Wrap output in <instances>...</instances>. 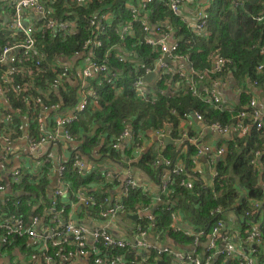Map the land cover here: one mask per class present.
<instances>
[{
	"label": "trees",
	"instance_id": "trees-1",
	"mask_svg": "<svg viewBox=\"0 0 264 264\" xmlns=\"http://www.w3.org/2000/svg\"><path fill=\"white\" fill-rule=\"evenodd\" d=\"M202 1H199L201 6ZM143 2V0H89L87 6L74 8L68 0H58L53 11L48 9V16L58 22L68 20L70 17L75 23V28L78 24L77 33L73 37L53 36L44 29L43 22H36L34 37L37 41L39 65H35L36 58L30 57L31 54L25 53L22 49L12 53L16 60L26 61L9 65L15 69L10 76L9 89L15 88V93L10 92L6 95V103L3 99L5 107L0 109V118L9 115L11 121L8 124L0 122V136L8 135L9 131L14 137L25 132L33 140L39 139L42 133L37 115L41 105L61 103L62 115L73 111L74 121L68 126L73 137L71 144H75L72 155L80 154L81 158L93 162L84 173L72 170L66 163L65 180L73 192L87 191L97 204H101L108 197V190L119 185L107 180L106 173L109 169L100 170V164L111 162L120 166L121 170L140 169L159 187V190L156 195L147 189L121 194V202L128 218L132 217L129 214L135 215L138 210L154 206L152 222L142 220L139 223L161 241H166L175 248L185 249L192 246L194 236H186L181 231L175 232L176 221L172 219V214L180 218L178 223L188 222L194 231L193 234L202 231L207 235L222 218L223 223L230 222L227 217L230 213L233 218L231 220L236 218V223L240 226L239 237L242 244L248 245L249 249L255 248L257 251L255 258L257 257L260 264H264V126L258 130L252 128L250 134L247 133L243 137L236 134L223 137V143L220 145L225 146V152L211 164L214 175H211L207 183L196 180L197 174L192 173L194 164L191 161L185 163L186 171L183 175L175 176L167 172L171 167L162 164L155 166V162L160 159L173 162L178 156L177 152L173 147H166L165 151L152 148L144 153L142 144L149 138L147 132L163 130L171 139L177 140L179 124L184 120L183 114H200L205 126H209L212 123L234 124L238 112H220L193 97L178 76L173 77L171 82L180 84L179 89L173 94L167 93V86L171 84L170 77L165 76H161L154 85L148 87L145 98L138 97L133 89L134 82L144 73L141 65L151 66L160 59V51L144 43L145 34L139 25L141 19H145L149 26H161L163 31H166V27H171L178 43L177 54L187 58L195 71H205L210 68L212 60L222 58L229 61L223 75L230 71L234 79L241 84L246 80L251 82L256 80L259 88L264 87V74L256 73L257 64L264 61V53L260 54L257 49H251L252 46H264V22L258 23L253 20L261 13L264 0H207L208 7L204 8L203 16L206 18L208 36L204 40L191 34L186 24L172 14L168 0H153L145 8H141ZM213 4L218 5L215 11L212 8ZM132 9L139 13L137 22L133 24V34L120 41L114 29L118 25L132 21ZM6 12V6L0 2V57L5 47L15 48L17 43L25 41L22 34H15L10 25L5 24ZM93 17L105 18L106 23L103 32H95V35L101 36L102 46L98 49L93 48L91 55L100 63H105L110 71L115 72L117 79L114 85L107 84L100 77L87 79L86 88L95 89V99L86 94L84 109L78 111L77 107L83 96L78 84L81 80L76 67L84 60V56H76V52L83 53V41L90 38L92 32L86 22ZM108 50L110 53L106 55ZM119 52L122 56L129 53L126 57L133 61L117 62L116 54ZM61 57L70 61L69 77L70 80L77 82L63 81L65 85L55 90L52 81L61 72ZM7 68L8 65L0 64V92L3 89L2 72ZM23 69H27L28 74L23 73ZM248 97L249 95L245 93L241 95L237 111L247 109L242 104L248 105L250 100ZM31 99L40 102V105L28 108L26 102ZM48 119L53 123V116ZM94 126H98V129L91 135ZM20 127L23 128L22 131L19 130ZM125 130L131 131V136L129 140L126 138L119 142L118 138ZM117 143L118 146L115 148L114 145ZM256 152H260L261 155L255 157ZM190 154L193 157L196 155L194 147H190ZM252 160L255 161L254 164L251 163ZM50 170L51 166L44 165L37 172L23 175L17 187L19 194L23 192V195L18 194L16 199H13L15 202L19 201L18 211L10 207V213L18 212V215L25 216V212L29 210L28 203L35 214L36 211L37 214H42L49 207ZM164 178H168L169 183L166 191L161 192L160 184ZM183 180L190 181L192 189L183 188L180 185ZM242 189L245 190L246 196L239 203ZM257 203L258 210H250L251 206ZM37 204L40 206L38 210ZM216 208L220 209L219 213H214ZM88 210L93 215L98 212L96 207H90ZM245 212L250 215L245 217ZM126 220L132 225L138 223L137 220L135 223ZM255 230L261 233L259 244L246 239L249 232ZM206 239L207 236H204L201 241ZM217 244L222 243L218 241ZM11 250V248L7 250V255L13 262ZM154 257L155 255H151L149 264L156 263ZM207 257L212 259V254H207ZM226 261L223 256L212 259L215 264H226ZM228 264L240 262L230 259Z\"/></svg>",
	"mask_w": 264,
	"mask_h": 264
},
{
	"label": "built area",
	"instance_id": "built-area-1",
	"mask_svg": "<svg viewBox=\"0 0 264 264\" xmlns=\"http://www.w3.org/2000/svg\"><path fill=\"white\" fill-rule=\"evenodd\" d=\"M57 1L0 0L7 8L5 16L8 19L10 29L15 34L20 33L25 37V41L23 43H17L15 48L5 47L2 51L0 64L8 65V68L2 72L1 78L3 89L0 94L4 98L10 92L15 93V88L9 89L10 76L15 69L9 65L21 64L26 61L16 60L12 54L14 51L22 49L25 53H30V57L37 59L35 60V65H39L37 41L34 37V32L37 28L36 22H43L44 29L49 31L53 36L73 37L77 33L78 24L75 28V23L70 17H68V20L58 22L48 16L47 10L50 9L53 11ZM143 1L141 8H145L153 0ZM191 1L198 3L200 0ZM68 3L73 5L74 8H82L88 5L89 0H68ZM168 5L172 14L186 24L191 34L200 40L207 38L206 18L204 16L195 25H190L181 14L182 2L180 0H168ZM138 15V11L132 9L131 16L133 22H137ZM253 20L258 23L264 22V5L261 13L254 17ZM86 23L92 31L91 36L83 41V53L76 52V56H84V60L76 67V72L79 74V79L81 80V83L78 84L80 85L83 96L77 107L78 111L84 109L86 94L95 99V89L86 88L88 86L86 83L87 79L100 77L109 85H114L117 79L115 72L110 71L105 63H100L99 60H95L93 55H91L93 48L97 49L100 47V42L96 40L97 35H95V32H103L105 30L101 19L93 17ZM139 25L145 34L144 43L151 48L157 49L158 52L160 51V59L151 66L144 67L141 65L144 73L133 84V89L138 97L145 98L147 95L142 78L150 73L158 72L157 81L161 76L170 77L169 84H171L173 77L178 76L182 80V84H185L191 91L192 96L200 99L215 110L220 112L227 111L222 103L221 97L216 91L226 85L222 81V73L229 63L228 60L222 58L212 60L210 68L205 72L195 71L190 65L188 66V72L179 70L174 73L175 75L171 74L168 71L171 66L163 63L162 58L167 56L168 60L172 63L181 61L184 57L177 54L178 43L173 42L170 44L167 41L170 31H163L161 26L154 25L155 27H152L151 30V26L142 19ZM132 34L133 26L131 22L127 25H120L119 31H117L120 39H124ZM251 49H257L260 54L264 53V46H252ZM84 52L87 55L86 57ZM116 60L122 63L126 59L124 56L119 55L116 56ZM60 69L61 72L52 81V87L56 88L55 90L59 89L57 87L65 85L63 81L67 80L70 83L77 82L70 80L71 63L69 60L61 63ZM22 72L28 74L27 69H23ZM256 73L264 74V61L257 64ZM171 75L174 76L172 77ZM251 85L253 88H259L260 86L256 80L252 81ZM86 90H89V92ZM26 104L30 108L33 105H40V102L31 99ZM60 104L41 105V110L37 115V122L42 133L39 139L33 140L26 133L23 136L14 137L10 131L8 135L0 136V253L6 252L10 248L16 250L15 254L12 255L14 256V259H12L13 264H149V259L153 255L151 253L158 248L159 252H156L157 256L153 258L154 261L162 257L165 258V256H170L179 264H201L192 253L181 251L172 252L166 247L161 246V243L158 242L161 241L158 236L150 237V231L143 227L139 221L146 220L152 222L153 209L151 207L138 210L135 215L129 214L132 217L135 216L138 223L135 224L128 236L124 238L117 237L118 229L114 223L120 218L127 217L124 205L121 202L122 195L117 201H113L107 197L103 200V203L97 204L94 197L89 195L87 191L78 190L73 192L65 180L66 163L69 164L68 166L72 170L84 173L88 168V164L81 158L80 154L72 155L71 152L65 161L57 163H53L50 158L43 159L41 157L56 143L64 142L70 144L73 141V137L68 128L74 121L73 111L70 114L62 115ZM48 115L53 116V123L50 119L47 120ZM183 118L184 120L191 118L197 122L204 123L202 116L197 113L183 114ZM234 120V124L231 125L212 123L207 127L210 131L223 137H227L228 135L232 136L233 134H236L238 137H243L247 134V128L250 124L257 130L263 128L264 112L257 109V102L254 99H250L247 109L238 112ZM10 121L11 117L9 115L0 118V122L4 124H8ZM22 129V127L19 128L20 131ZM154 133L159 140L165 136H169L163 130H158ZM130 136L131 131L125 130L119 136L118 141L122 142L126 138L129 139ZM17 140L22 142L23 148L15 152L14 144ZM117 146L118 143L114 145L115 148ZM197 151L199 154L203 153L207 155V169L211 172V164L215 162V158L210 154V149L208 147H197ZM224 152L225 150L220 148L216 153L218 158ZM260 155V152L255 153V157ZM251 163L254 164L255 161L252 160ZM160 164L165 167H171L169 173L175 176H181L186 171L185 168L177 166L176 163L169 160L160 159L155 162V166ZM44 165L51 166L49 172L51 185L49 207L42 214H37V211L35 214V211L31 210V204L28 203L27 207L29 210L25 212V216L18 215V212L10 213V207L18 211L19 201L15 202L13 199L15 200L19 194L17 187L23 175L37 172ZM212 175H214L213 172ZM106 178L107 180L116 182L122 190V194L125 195L130 191L146 190L145 187L135 183L131 176V168L116 172L109 171L106 173ZM168 183V178L162 180L160 184L161 192L166 191ZM180 185L188 190L193 187L190 181L184 180L180 182ZM76 204L83 205L87 209L96 207L98 212L92 215L97 225L87 226L77 223L72 218L69 210ZM39 207L37 204L36 210ZM258 208L259 204L257 203L253 204L250 210H258ZM219 212V208L214 210V213ZM245 215L247 217L248 213ZM171 217L173 220H177V216L174 214ZM181 226V224L175 225L174 231L178 232ZM204 236L208 238L210 244L209 250L213 249L217 241L222 243V247L216 253L217 255L223 256L227 260L239 261L240 264H243V261H247L248 264H254L257 253L256 249H250V253L252 254L251 259L244 257L243 253L235 248L223 221L219 220L210 234L205 235L202 231L195 234L193 239L194 249L195 245ZM246 239L249 242L259 244L261 242V233L257 230L249 232ZM142 251L147 253L144 257L140 255ZM4 256L0 255V258ZM206 262L208 263L209 260L207 259Z\"/></svg>",
	"mask_w": 264,
	"mask_h": 264
},
{
	"label": "crops",
	"instance_id": "crops-1",
	"mask_svg": "<svg viewBox=\"0 0 264 264\" xmlns=\"http://www.w3.org/2000/svg\"><path fill=\"white\" fill-rule=\"evenodd\" d=\"M180 1L182 2L181 14L184 17V19H186V22L189 23L190 25H195L196 22H198L201 19V17L203 16V12L205 10L204 8L208 7V3L206 2L207 0L202 1L203 6H201L199 4V2L194 3L191 0H180ZM5 19H6L5 24L8 25V19L4 15V20ZM142 20L146 21L145 19H142ZM101 21H102L103 26L105 28V23H106L105 18H102ZM130 22L132 23V26L135 23L133 21H130ZM129 23H127V24H129ZM127 24H124V25H127ZM119 26L120 25L115 27L114 32L120 41H124L126 38H129L130 36L125 37L124 39H120V37L117 35V31H119ZM151 30H152V25H151ZM166 31H170L169 32V38L167 41L170 44H172L173 42H177V39L175 38V33L171 29V27H166ZM152 35H154V34H152ZM100 37H101L100 35H97L96 40L100 42V47H101L102 46V40L100 39ZM109 53H110V50L106 51V55ZM126 54H129V53L123 54L125 59L129 60V61H133L131 59H128L126 57ZM119 55H122V53L119 52L118 54H116V56H119ZM65 60H67V59L63 58V57L60 58L61 63H64ZM167 64L169 66H171V68L168 69V71L171 74H174L176 71H179V70L184 71V72H188L189 71L188 66L191 65L189 63V61L187 60V58H185V57L182 58V60L179 62H175V63L170 62ZM205 71H202V72H205ZM153 73H156V78L154 79V81L152 83L147 84V83L142 81L146 90H147L146 91L147 93H148V87L154 85L157 82L158 72H153ZM174 75H171V76L173 77ZM143 78H142V80H143ZM222 81L225 82L226 85L224 87H220L216 92L221 97L222 103L228 112H236V113L239 112L236 110V108L238 106H240L241 95L244 93L249 95L248 99L249 98L254 99L257 102V109L258 110L264 112V87L253 88V86L251 85V81H249V80H246L244 84H241V82L234 79V77L232 76L230 71H227L223 75ZM179 87H180V84L173 83V84L167 86V93L173 94L176 90L179 89ZM186 89H187V91H189L191 93V91L188 89V87H186ZM44 97L47 98L46 95ZM3 99L6 103V99L2 96V94H0V109L3 108V106H4ZM242 105L245 107L248 106L247 103L245 105L244 104H242ZM44 117H46V116H44ZM48 117H51V115H48L47 118ZM252 128H253V126H252V124H250V126L247 128L248 129L247 133L250 134ZM24 133L22 132L21 136H23ZM147 135H149L148 140L144 144H142V148H143L144 153H146L148 150H150L152 148L157 150V151H165L166 147H173L174 151L177 152V154H178L177 158L173 162H175L177 166L185 168V163L187 161H191V163L194 164V169H192V173L197 174L196 180L200 183H207L210 180L213 171H211V172L208 171L207 160H206L207 155L203 154V153L199 154L197 151V147H199V148L208 147L210 149V154L215 158L214 160L218 159V155L216 154L218 152V150L220 148L225 149L224 145H220L221 143H223V140H222L223 136H220L217 133L210 131L208 129V127L205 126L204 123L197 122L195 120H192L191 118L189 120H183L180 122V124H179V138L177 140H173V139H171L170 136H168L171 143L163 141L164 137L161 140L157 139V136L155 135V133L153 131H148ZM74 145H75L74 143L73 144H71V143L66 144L64 142L56 143L46 152L45 155H42L41 157L43 159L50 158L53 163L65 161L67 156L74 150ZM190 147H194L196 150V155L194 157L191 156V154H190ZM22 148H23L22 142L17 140L14 144V151L16 152ZM83 159L88 164V167H90L91 164L93 163L92 161H87L85 158H83ZM211 168H212V166H211ZM99 169L100 170H108L109 169L110 172L121 171L120 166L114 165L111 162H104V163L100 164ZM167 172H169V171H167ZM166 174H168V173H165V175ZM131 176L133 177V180L135 181V183L145 187L151 194L156 195L158 193L159 187L153 181H151L149 179V177L140 169L132 168L131 169ZM49 191H51V185L49 186ZM121 194H122V190L117 186H114V188L112 190H110V189L108 190V197L113 201H117L121 197ZM151 208L153 209L154 206ZM69 210H70V214H71L72 218L77 223L84 224L87 226L97 225V222L93 219L94 216L83 205L76 204L72 208H70ZM228 214L229 215L227 217H228V220H230V222L225 224V226H226L227 233L230 235L231 241L233 242L235 248L237 250H240L243 253L244 257H246L247 259H251L252 254L250 253L249 246L242 244V241L239 237L240 226L236 223V218H235V220H231V219H233L232 215L230 213H228ZM126 219L130 220L133 223H135V221H136V220L133 221L128 217H123V218L116 220L114 224H115L116 228L118 229L117 237H123L124 238V237L128 236V234L131 233V230L134 228L135 224H133V225L130 224ZM179 220H180V218L177 217L176 224H175V225H178V224L182 225L179 228L178 232L181 231L186 236H190V235L194 236L195 234H193L194 231H193L192 227L190 226V224L188 222L178 223ZM150 237L151 238L155 237V235L151 231H150ZM158 242L161 243L162 247H166L167 249H169L172 252H178L176 250L175 246L170 245L168 242L163 241V240L158 241ZM209 247H210V244H209V241L207 238L205 241L200 240V242L195 245V249L193 248V244H192V249L189 252L192 253L193 256L201 262V264H215V262H212V259H213V257L219 256L216 253L222 247V245L221 244H219V245L215 244V246L211 250H209ZM180 251L185 252L183 249ZM7 252L8 251L0 253V255H5L3 258H0V264H13V262L10 261V257L7 255ZM15 252H16V250L12 249L10 252V255H14ZM185 253H188V252H185ZM210 253L212 254V259H210V257H207V254H210ZM146 254L147 253L144 251L140 252V255L143 257ZM12 258L14 259V256H12ZM207 259L209 260L208 263L206 262ZM228 261L229 260L226 261V264H228ZM263 261H264V259H263ZM155 262L156 263H154V264H179L176 260H174L170 256H165V258H163V259L160 258V259L156 260ZM254 264H260L257 261V257L254 259Z\"/></svg>",
	"mask_w": 264,
	"mask_h": 264
},
{
	"label": "water",
	"instance_id": "water-1",
	"mask_svg": "<svg viewBox=\"0 0 264 264\" xmlns=\"http://www.w3.org/2000/svg\"><path fill=\"white\" fill-rule=\"evenodd\" d=\"M5 21H6V19H5ZM152 27H155V26L153 25ZM162 62H163V63H170V61L168 60V57H167V56H164V57L162 58ZM155 78H156V73H150V74L146 75V76L143 78L142 81L145 82V83H147V84H149V83H152V82L154 81ZM97 129H98V126H94V128H93L92 131H91V135H94L95 132L97 131ZM230 136H231V135H228L227 137H230ZM83 140H85V138H83ZM163 141L171 143V141H170V139H169L168 136H165V137L163 138ZM236 183H238V181H236ZM241 192H242V194H241V196L239 197V201H238L239 203H240V202L245 198V196H246V192H245V190L242 189ZM19 195H23V192H20ZM130 219L133 220V221L136 220L135 216H134V217H130Z\"/></svg>",
	"mask_w": 264,
	"mask_h": 264
},
{
	"label": "rangeland",
	"instance_id": "rangeland-1",
	"mask_svg": "<svg viewBox=\"0 0 264 264\" xmlns=\"http://www.w3.org/2000/svg\"><path fill=\"white\" fill-rule=\"evenodd\" d=\"M212 8H213V10L215 11L217 8H218V5H212ZM247 212H245V214H246ZM244 214V216L246 217V215ZM248 215H250L249 213H248ZM221 220H223V218L221 219ZM192 249V246H190V247H188V248H185V249H183L185 252H189L190 250ZM176 250L177 251H180V250H182V249H180V248H176ZM156 252H159V249L157 248L155 251H153L151 254H153V255H155V256H157V253ZM243 264H248V262L247 261H243L242 262Z\"/></svg>",
	"mask_w": 264,
	"mask_h": 264
}]
</instances>
